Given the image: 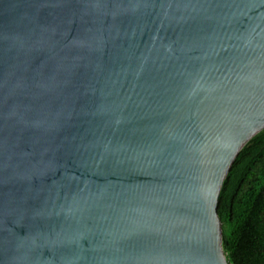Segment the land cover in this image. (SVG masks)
<instances>
[{
  "label": "water",
  "instance_id": "water-1",
  "mask_svg": "<svg viewBox=\"0 0 264 264\" xmlns=\"http://www.w3.org/2000/svg\"><path fill=\"white\" fill-rule=\"evenodd\" d=\"M263 127L264 0H0V264H228Z\"/></svg>",
  "mask_w": 264,
  "mask_h": 264
},
{
  "label": "trees",
  "instance_id": "trees-1",
  "mask_svg": "<svg viewBox=\"0 0 264 264\" xmlns=\"http://www.w3.org/2000/svg\"><path fill=\"white\" fill-rule=\"evenodd\" d=\"M221 250L228 264H264V127L239 150L219 192Z\"/></svg>",
  "mask_w": 264,
  "mask_h": 264
}]
</instances>
